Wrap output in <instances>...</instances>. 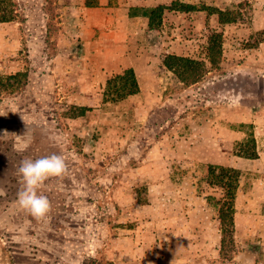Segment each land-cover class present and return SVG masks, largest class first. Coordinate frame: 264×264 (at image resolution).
Returning a JSON list of instances; mask_svg holds the SVG:
<instances>
[{
  "label": "rangeland",
  "instance_id": "obj_1",
  "mask_svg": "<svg viewBox=\"0 0 264 264\" xmlns=\"http://www.w3.org/2000/svg\"><path fill=\"white\" fill-rule=\"evenodd\" d=\"M106 3L0 0V264H264V0L109 1L157 28L126 44L78 24ZM171 54L204 64L201 80ZM126 68L140 90L116 99ZM53 153L69 172L40 190L38 222L18 168ZM210 165L239 171L224 230Z\"/></svg>",
  "mask_w": 264,
  "mask_h": 264
},
{
  "label": "trees",
  "instance_id": "obj_2",
  "mask_svg": "<svg viewBox=\"0 0 264 264\" xmlns=\"http://www.w3.org/2000/svg\"><path fill=\"white\" fill-rule=\"evenodd\" d=\"M184 6H191L184 4ZM13 17H5L4 20H11ZM152 25V21L150 23ZM209 55L210 63L217 64L218 54L221 53L219 47L211 48ZM165 63L167 67L173 70L179 78L185 83H195L204 75V64L185 55L171 54L166 57ZM199 65V70H198ZM199 71V72H198ZM26 74L19 72L17 76ZM14 76V75H13ZM108 86L116 88L118 94L116 99L136 94L140 90L139 82L133 68H126L121 73L108 80ZM256 150L247 153L248 157H256ZM210 186L214 189V193H210L207 198L209 201L215 198V204L220 207V219L223 230L234 223V205L239 187V171L232 167L222 165H210L209 167ZM221 190V191H220Z\"/></svg>",
  "mask_w": 264,
  "mask_h": 264
},
{
  "label": "crops",
  "instance_id": "obj_3",
  "mask_svg": "<svg viewBox=\"0 0 264 264\" xmlns=\"http://www.w3.org/2000/svg\"><path fill=\"white\" fill-rule=\"evenodd\" d=\"M100 1L107 3L102 7L104 9L100 10L98 14L93 13V11H85L79 16L78 24L82 26L83 31L89 30L91 35H95L96 33H99L101 36L107 34L122 44L138 42L146 37L147 33L152 34L157 31V28H149L150 16H148L149 14L145 13L143 9L149 6V1L154 2V0H132L136 2L139 8H143H141V10L137 9L138 11L136 10V12L131 13L126 8L108 6L109 1L115 0ZM119 10H122V12ZM69 25H72V23ZM69 28L75 30L76 25H73V27L69 26ZM146 168H148V165ZM172 191L173 189H171V192Z\"/></svg>",
  "mask_w": 264,
  "mask_h": 264
},
{
  "label": "clouds",
  "instance_id": "obj_4",
  "mask_svg": "<svg viewBox=\"0 0 264 264\" xmlns=\"http://www.w3.org/2000/svg\"><path fill=\"white\" fill-rule=\"evenodd\" d=\"M2 115V114H0ZM18 172L22 176V189L17 194L19 206L36 221L46 222L51 212V203L41 189L50 178H64L69 168L63 155L51 154L38 159H23Z\"/></svg>",
  "mask_w": 264,
  "mask_h": 264
}]
</instances>
